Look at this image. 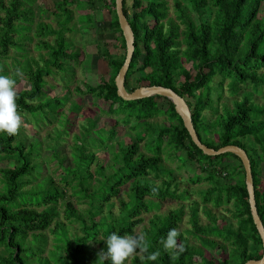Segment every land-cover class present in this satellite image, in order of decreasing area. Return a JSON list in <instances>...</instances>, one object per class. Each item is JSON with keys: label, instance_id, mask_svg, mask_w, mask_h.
<instances>
[{"label": "trees", "instance_id": "1", "mask_svg": "<svg viewBox=\"0 0 264 264\" xmlns=\"http://www.w3.org/2000/svg\"><path fill=\"white\" fill-rule=\"evenodd\" d=\"M36 1L0 0V61L13 58L12 78L20 82L21 75H16L20 69L30 82L29 90L18 92V110L30 115L38 126L53 123L65 114L61 99L64 104L69 101L75 68L84 61L73 51L67 36L75 31V26L69 28L74 18L68 7L73 2L56 3L52 12L60 19V29L56 30L43 21L36 22ZM86 4L88 10L81 17L95 30L96 46L110 75L102 76L95 85L86 84V91L77 88V92L91 95L100 111L112 120L109 135L106 142L100 135L94 136L93 128L99 125L100 117H87L92 129L84 127L82 137L76 136L72 162L63 164L58 159L64 172L60 184L51 177L41 184L36 177L41 168L37 144L26 147L17 135L0 133V264H97L98 253L107 251L110 234H134L141 226L149 252H160L157 260L145 259L143 264H245L262 259L263 243L251 214L241 160L230 153L205 155L167 98L124 101L118 96L115 79L126 60V41L116 0H102V8L112 15L103 28L96 21L95 0H87ZM263 4L264 0H132L128 5L124 0V13L133 29L136 47L126 77L127 89L171 88L186 100L203 144L215 150L229 145L244 149L251 160L257 208L264 224V106L254 104L251 98L236 100L232 107L217 106L226 80L235 96L250 85L255 92L264 87V75L260 73L264 68V16L260 17ZM61 10L70 12L65 24L61 22ZM33 30L36 38L31 36ZM105 31L115 37L113 46L123 50L122 54L110 51L106 39L100 37ZM33 38L38 40L36 49L42 65L28 55L27 46ZM189 64L192 70L187 68ZM56 73H62L64 80L70 75L72 80H65L67 90L61 98L49 99L46 79ZM135 74L139 75L137 85L130 89L129 80ZM216 77L221 79L216 84L217 93L213 85ZM71 110L78 112L82 105L73 103ZM160 116L172 123L160 126L157 132L150 122ZM124 126L135 133V141L115 142L119 127ZM102 128L106 130V126ZM97 151L110 152L111 163L99 162ZM54 155L57 159L59 154ZM180 155L187 163L196 164L197 178L188 176L183 181L185 164H177V160L172 163ZM230 159L239 164L226 162ZM228 177H233L235 183L225 182ZM182 182L209 186L195 191L191 187L182 189ZM157 186L158 195H153L151 189ZM122 191L126 198H119ZM197 194L200 201L192 200L191 195ZM72 199L86 207L76 208ZM115 199H119L118 213L114 212ZM169 200L180 203V208L166 215L155 212L161 202ZM187 210L192 229L178 237L185 251H166L161 239L171 228H180ZM201 210L207 217L205 225L201 224ZM148 214L152 217L145 225L144 216ZM62 216L69 223L61 221ZM68 227H76L79 232L72 236ZM47 231L53 233L55 244L45 257ZM190 236L200 246L192 245ZM208 250L218 251L219 261L209 257ZM129 262L141 264L138 256L126 264Z\"/></svg>", "mask_w": 264, "mask_h": 264}, {"label": "rangeland", "instance_id": "2", "mask_svg": "<svg viewBox=\"0 0 264 264\" xmlns=\"http://www.w3.org/2000/svg\"><path fill=\"white\" fill-rule=\"evenodd\" d=\"M59 0H37L36 4L34 6V11L36 12V22L43 21L47 24H50L54 29L58 30L60 29L59 20L55 15L52 14L56 10V3ZM70 2H73V5H70L68 9H70L73 13V22L71 23V28H74L75 31H73L70 34H67L68 39L70 40L73 51L75 53H79L81 58V62H83V65H78L75 68L76 76L75 80L72 83V85L69 87L70 99L69 101L64 104L63 99H61V103L64 106L62 112L64 111L65 114H63L61 119L58 118L57 121L53 123H45L40 124L38 126H35L33 118H31L30 115L24 114L23 112H20V114L24 118V126L21 127L19 130L17 137L18 139L25 141L26 147H29L31 143L37 144V147L40 151L39 156V165L41 168L36 173V177L38 178L37 181L41 184H45L47 179L50 177L52 179H55L57 183L60 184V177L63 175V167L61 166L60 161L63 160V164L68 162H72V152H73V146L75 144V138L76 136H81L83 128L86 127L88 129H92L91 123L87 117H92L93 119L100 117L99 125L94 129V132L92 134L94 136L100 135L101 138L106 142L108 135H109V128L112 123L108 117H106L105 114H103L100 109L96 106L95 100L91 95H81L77 92V88H80L82 91H86V84H92L95 85L98 82V79L103 77L108 78L110 75V70L108 69L107 62L100 56L99 51L97 49V36L94 29H92L90 26H88L87 22L84 20L83 17H81L84 13H86L87 9V0H69ZM132 0H128V5H131ZM173 2L171 1V4ZM95 17L97 24L101 26V28L106 27L108 25V22L112 19V15L105 9L102 8V0H95ZM60 10V9H59ZM88 10V9H87ZM61 16V22L65 24L68 18L69 11H59ZM171 15H173V10L171 11ZM264 16V4L260 11V17ZM34 32L31 33V36L34 37ZM103 34V33H102ZM101 38L106 39L108 43V47L110 48V51L114 54H122L123 50L117 49L113 46L115 43V37L112 34H109L108 31H105L103 35L100 36ZM36 38V37H34ZM33 41L28 44L27 50L29 57L34 58L36 61L39 62L40 65H42V62L40 61V53L36 49V44L38 42L37 39H34ZM52 40V39H51ZM11 55L13 57H18L16 55L15 51H12ZM14 64L15 61L13 58H10L6 62L0 61V68L3 69L0 74H7L10 75L14 72ZM188 69L192 70V65L189 64L187 66ZM64 73V72H63ZM193 74H195V71H192ZM261 74L264 75V68L260 71ZM62 73H56L52 77H47V97L50 98H61L64 93L67 90V83L71 82L72 77L69 75L68 79L62 77ZM139 75L135 74L133 75L129 80V88L132 89L136 87L137 85V79ZM220 78L216 77L214 79L213 85L216 86L215 93H217V83L220 82ZM30 82L26 79L25 75L22 74L20 77V82L17 84L18 86V92L29 90L30 89ZM228 80L225 81L224 87H223V98L220 100L219 104L217 106L221 109L224 104L229 105L230 107L233 106L234 102L236 100H243L244 98H251L253 100L254 104L262 105L264 106V87H259L258 91L253 88L252 85L246 87V89L241 90V92L238 95H233L230 93V90L228 89ZM247 86V85H246ZM232 90H234L233 87L230 86ZM221 91V90H220ZM233 93V92H232ZM214 98H216V94H214ZM73 103H80L82 105V110L76 112V110H71ZM102 103V106H104V103ZM161 104L167 106V103L164 101H161ZM206 114H210L209 111H206ZM209 115L208 117H210ZM44 117V114H43ZM48 118V117H47ZM70 121H68V119ZM51 119V118H50ZM70 122V123H68ZM151 126H153L156 131L158 132V128L163 125H169L172 122H169L165 119V116L157 117L153 120H151ZM106 126V130L102 127ZM69 129V131H67ZM119 136L117 137V141L121 144H127L131 143L136 140L135 133L129 129V127H119ZM82 137V136H81ZM91 142L94 141V137L90 139ZM97 159L99 162L103 163L104 165H108L111 163V153L105 152V151H97ZM58 158L55 159L54 157ZM179 155V154H178ZM60 159V161L58 160ZM177 160V164H185L181 172L183 175V181L190 176L191 178L196 177L199 174V171L196 167V164L193 163H187L185 160L184 155H180L177 158L173 159L172 163ZM226 162L233 163V164H239V162L235 159H230ZM3 166V163L0 164V168ZM94 165L91 166L92 171L94 170ZM42 169V170H41ZM202 174V172H201ZM178 175V173H177ZM180 175V173H179ZM204 175V174H202ZM226 176V174H224ZM197 178V177H196ZM233 177H228L224 179L227 183H235V180L232 179ZM71 179V178H70ZM196 180V179H195ZM186 182V181H185ZM2 186L1 182V175H0V187ZM209 185L206 183L203 184H195L190 185L188 183H181L182 189H189L191 187V190L199 191L201 189H207ZM191 199L194 201H200V198L197 195H191ZM125 191H122L119 198H126ZM116 202V208L114 209L115 213L119 212V199L114 200ZM72 202L76 204V208H85V205L78 206L75 199H72ZM187 203V202H186ZM181 204L178 202L173 201H166L160 203L159 210L155 211L161 215H166L170 211L175 210L177 208H180ZM202 209V207H200ZM219 212L220 215H229L228 213H225V211H216ZM145 225L147 224L148 220L152 217V214L145 215ZM200 217H201V224L205 225L208 223L207 217L203 214V211H200ZM189 210H187L186 216L183 219V222L180 225V232H185L186 230H191L192 227L189 224ZM64 223H69L64 216L60 219ZM99 220L103 221V217H100ZM54 228V227H53ZM70 230V233L72 236L75 235V233H78L75 228L76 227H68ZM142 226L137 229V232L142 231ZM45 235L48 239V244L46 246L45 251V257L49 256V252L53 251L54 249V235L51 231L45 232ZM189 240L192 245L200 246V243L197 239L190 236ZM1 252V250H0ZM206 254L214 258L216 261H219V252L214 250H208L206 251ZM60 256L62 253L59 254ZM33 264H37L36 262ZM130 264V262L128 263Z\"/></svg>", "mask_w": 264, "mask_h": 264}, {"label": "water", "instance_id": "3", "mask_svg": "<svg viewBox=\"0 0 264 264\" xmlns=\"http://www.w3.org/2000/svg\"><path fill=\"white\" fill-rule=\"evenodd\" d=\"M116 13L118 16V21L120 28L123 32L124 39L126 41V60L122 66L120 72L118 73L115 83L117 87L118 96L124 101H138L153 96H161L170 100L176 109L177 114L183 120L184 126L189 132L192 141L195 145L202 150V152L211 157L221 156L227 153L237 156L245 169L246 172V186L249 194V203L251 208V214L256 225V228L261 236L263 248H264V224L259 215V211L256 203L255 196V186L252 173V164L247 152L241 147L235 145H229L222 147L218 150L208 147L203 144L198 136V133L195 129L192 112L189 108L186 100L176 93L171 88H166L163 86H151V87H140L135 89L133 92H130L126 87V77L129 71L130 65L133 60L135 53V35L133 29L124 13V0H116ZM245 264H264V255L260 260H250Z\"/></svg>", "mask_w": 264, "mask_h": 264}, {"label": "clouds", "instance_id": "4", "mask_svg": "<svg viewBox=\"0 0 264 264\" xmlns=\"http://www.w3.org/2000/svg\"><path fill=\"white\" fill-rule=\"evenodd\" d=\"M3 69L0 68V72ZM16 75H22L20 69L16 70ZM18 86L17 81L10 75L0 74V133L9 136L17 135L21 127L24 126V118L18 111ZM153 195H158L159 189H151ZM181 235L179 228H171L166 237L161 239V244L166 251H173L180 254L185 251L183 243L178 240ZM107 251L98 253V261H111V264H126L133 257H139L141 264L145 259L155 261L160 255L159 250L149 252V244L146 235L134 230V234L120 235L113 232L107 239Z\"/></svg>", "mask_w": 264, "mask_h": 264}]
</instances>
